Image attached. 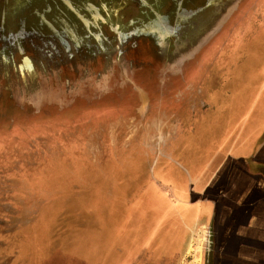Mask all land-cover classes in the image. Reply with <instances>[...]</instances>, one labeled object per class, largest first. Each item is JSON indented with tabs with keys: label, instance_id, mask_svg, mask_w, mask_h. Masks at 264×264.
Returning a JSON list of instances; mask_svg holds the SVG:
<instances>
[{
	"label": "flooded vegetation",
	"instance_id": "1",
	"mask_svg": "<svg viewBox=\"0 0 264 264\" xmlns=\"http://www.w3.org/2000/svg\"><path fill=\"white\" fill-rule=\"evenodd\" d=\"M263 1L0 0V128H18L30 117L43 128L45 121L67 145L54 132L28 149L58 163L114 170L117 181L137 176L142 194L150 195L146 184L170 192L167 180L174 191L183 179L191 193L207 187L195 202L188 197L172 206L183 218L187 209L192 225L207 220L205 264H249L246 255L264 254V244H248V206L237 201L233 184L249 170L264 182V164L256 159L264 137L258 150L250 149L247 110L232 108L231 100L243 74L237 60L249 40L260 39ZM194 144L200 155H192ZM73 145L91 162L67 156ZM238 145L253 157L235 158ZM85 189L86 195L99 190Z\"/></svg>",
	"mask_w": 264,
	"mask_h": 264
},
{
	"label": "rangeland",
	"instance_id": "2",
	"mask_svg": "<svg viewBox=\"0 0 264 264\" xmlns=\"http://www.w3.org/2000/svg\"><path fill=\"white\" fill-rule=\"evenodd\" d=\"M260 12V39L255 44L249 40L247 52L237 60L243 74H238L231 100L232 108L239 105L247 110L243 120L248 137H253L251 150H258L264 137V1ZM222 103L228 106L227 101ZM228 118L217 116L216 123L224 124ZM30 119L12 130L0 128V264H205L207 220L192 225L187 209L183 218L172 206L181 207L188 197L197 200L189 191V180L180 181L175 191L173 183L165 181L170 192L146 184L150 194L146 195L139 192V184L134 187L137 176L133 181L119 177L120 186L114 170L105 174L92 170L96 167L91 164H64L58 158L52 160L50 154L38 156L28 148L34 147L32 140L41 134L47 140L55 132L59 143H67L62 142L60 129L49 134L47 122L40 128ZM90 122L97 126L93 118ZM235 127L233 122L230 131ZM201 136L200 140L209 141L208 134ZM238 147L235 158L241 153ZM67 149L70 158L83 155L86 163L91 162V154L77 145ZM191 151L193 156L200 155L195 144ZM209 155L205 150L203 165ZM240 156L253 157L251 152ZM260 160L264 164V153ZM95 184L99 190L82 193ZM228 215L229 210L223 225Z\"/></svg>",
	"mask_w": 264,
	"mask_h": 264
},
{
	"label": "crops",
	"instance_id": "3",
	"mask_svg": "<svg viewBox=\"0 0 264 264\" xmlns=\"http://www.w3.org/2000/svg\"><path fill=\"white\" fill-rule=\"evenodd\" d=\"M256 159L260 161V152L256 156ZM233 185V189H236V194L238 195L237 201H239L240 204L248 206L246 210L248 221L246 236L248 244L255 245L256 241H260L264 244V182L260 181V173H256L255 171L251 172V170H249L246 174L241 175L240 179L234 180ZM206 188L207 187L196 188V192L193 193L194 195H199L200 192H203ZM260 188L262 192L261 200ZM198 223L200 222L198 221ZM176 229L179 228L176 227ZM246 256L248 257L247 260L249 264L254 260L257 262L255 264H260V261L262 262L261 264H264V254L260 256L248 254Z\"/></svg>",
	"mask_w": 264,
	"mask_h": 264
}]
</instances>
